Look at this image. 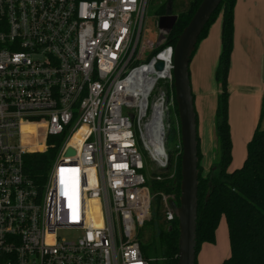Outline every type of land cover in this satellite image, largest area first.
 Returning a JSON list of instances; mask_svg holds the SVG:
<instances>
[{"label": "built area", "instance_id": "2783aa9c", "mask_svg": "<svg viewBox=\"0 0 264 264\" xmlns=\"http://www.w3.org/2000/svg\"><path fill=\"white\" fill-rule=\"evenodd\" d=\"M147 3L0 0V264L156 263L138 233L182 147L174 45L143 39ZM48 137L61 141L38 184L24 158Z\"/></svg>", "mask_w": 264, "mask_h": 264}, {"label": "trees", "instance_id": "16d2710c", "mask_svg": "<svg viewBox=\"0 0 264 264\" xmlns=\"http://www.w3.org/2000/svg\"><path fill=\"white\" fill-rule=\"evenodd\" d=\"M168 1L165 0L160 5L157 11L159 17L166 14ZM201 1L189 0L185 9L176 14L173 12L172 15L176 16V22L166 37V44L175 45L177 37L187 26ZM235 1L223 0L221 2L197 41L198 44L205 38L207 27L216 13L222 9L221 51L214 75L215 81L220 84L214 121L217 151L216 158L205 175L202 174L203 168L200 165L201 148L197 131L196 254L201 243L214 241L218 221L221 216H224L228 229L230 255L220 264H264V131L258 128L254 130L247 144L246 157L242 166L232 172L227 171L231 163V144L226 79L233 48ZM171 2L172 12L174 0ZM60 141L59 137H48L47 144L51 147L47 153L25 156V173L38 184L47 176ZM180 160L181 155L175 161L176 170L170 180L151 182L153 192L174 195L176 203L180 196ZM173 163L174 161L171 162L172 165ZM146 225L152 229L149 243L157 259L155 264H177V220L166 224L164 219L156 216ZM143 253L145 255V252Z\"/></svg>", "mask_w": 264, "mask_h": 264}, {"label": "rangeland", "instance_id": "374dc122", "mask_svg": "<svg viewBox=\"0 0 264 264\" xmlns=\"http://www.w3.org/2000/svg\"><path fill=\"white\" fill-rule=\"evenodd\" d=\"M189 0H174L173 12L182 11L188 5ZM165 2V0H148L146 13L143 21V39L150 41L154 44L157 43L159 37L158 29V19L157 11L160 5ZM223 11L220 9L213 21L207 27L206 36H212L217 29L219 47H221V22H222ZM247 15H251L253 19L259 17L262 19L261 24L254 28L255 35L258 37L257 31L262 32L264 39V0H236L234 6V22L237 26L243 21ZM205 36V37H206ZM204 39V38H203ZM202 39V40H203ZM260 39V37H258ZM202 40L197 44V48L202 43ZM196 48V50H197ZM205 50L204 48H202ZM198 50L194 53L191 58L189 70L191 72H198L197 69V59H199L200 52L204 50ZM221 48L219 49L220 54ZM196 52V51H195ZM232 54V53H231ZM204 55H207L204 53ZM209 56V53L207 57ZM218 57L217 62H218ZM193 61H196L193 65ZM201 62V59H199ZM231 61V57H230ZM214 64L211 70V81L212 88L215 93H210L207 95H195L192 93L194 100V108L197 117V131L202 138V145L207 144L205 149L201 148V160L200 165L202 166V174L205 175L209 171V164L205 167L203 166L204 155H206L207 161L213 162L216 158L217 151V140L215 134H213V124L215 126V110L217 106V96L220 93V84L215 81V70L217 67ZM200 81L204 79L202 88H206L208 85L207 76L202 73L201 69ZM194 79H196L194 77ZM205 85V86H204ZM196 90L195 84L192 86ZM226 87L228 93V125L230 133V144H231V163L228 167V172H232L240 168L246 157L247 144L253 135L256 128L260 131H264V69L259 65L253 67L251 64L248 65H233L229 67L228 76L226 79ZM255 87L262 89V92L258 98L257 94L253 93ZM211 88V87H210ZM209 90H212L210 89ZM206 90V89H205ZM194 92V91H193ZM214 137V140H213ZM214 141V142H213ZM168 148L174 151L177 145V139L173 135L168 137ZM208 148V150H207ZM207 150V153L206 151ZM206 154H203V153ZM175 162V161H174ZM207 164V163H206ZM175 163L173 164V173L175 169ZM170 180V179H166ZM154 202L152 205V210L150 214V219H154L156 216H160L162 219L163 212L161 209V194L160 192H153ZM171 197L174 195L164 194ZM148 221V222H149ZM147 222V223H148ZM146 223V224H147ZM144 225L138 233L139 241L145 252V256L148 258H156L150 246V237L152 235V229L148 225ZM60 239L71 240L75 237L74 234L66 231H60L58 233ZM230 255L229 240H228V229L224 216H221L214 234V241L212 243L203 242L200 244L199 249L196 254V264H220L223 260L228 258Z\"/></svg>", "mask_w": 264, "mask_h": 264}, {"label": "water", "instance_id": "95a60500", "mask_svg": "<svg viewBox=\"0 0 264 264\" xmlns=\"http://www.w3.org/2000/svg\"><path fill=\"white\" fill-rule=\"evenodd\" d=\"M223 0H202L187 26L177 37L173 51V78L175 101L180 124L182 154L180 160V196L178 203L169 200L178 227L177 264H195L196 261V220L198 190V140L197 119L190 84L189 65L198 38ZM171 0L167 12L158 19L159 37L157 43L164 42L176 22L171 12ZM161 69V65H157ZM215 134V127H214ZM216 138V135H215ZM67 154L72 155V151ZM168 165L163 169L168 171Z\"/></svg>", "mask_w": 264, "mask_h": 264}, {"label": "crops", "instance_id": "0c3cea01", "mask_svg": "<svg viewBox=\"0 0 264 264\" xmlns=\"http://www.w3.org/2000/svg\"><path fill=\"white\" fill-rule=\"evenodd\" d=\"M263 19V18H262ZM259 17H256L253 19L251 15H247L246 18L243 19L242 22L237 26V24L234 22V37H233V48H232V54H231V61H230V66L233 67V65H238V64H243V65H248L251 64L253 67H256V65L260 64V67L264 69V39H263V34L260 31H257L258 37L255 35L254 28H257V25L261 24V20ZM222 24V22H221ZM205 46V50L202 49ZM219 42H218V34H217V29L215 30L214 34L212 36H206L203 40L202 43L198 46L197 50L195 49L197 53L198 50L202 49L204 51L200 52L199 59H201V62L199 59L196 61L192 60V65L196 62L197 63V69L198 72L194 71L190 73V84H191V89L192 93H195V95H208L209 91L210 93H215L212 88V81H211V70L214 67V64L216 65L217 62V56L219 55ZM206 53L207 55H204ZM194 55V54H193ZM193 57V56H192ZM201 69L202 73H205L207 76V82L208 85L205 86L206 90L201 87L203 86L204 79L200 81L198 78H200V72L199 70ZM194 77L196 79H194ZM195 84L197 87L196 90L192 86ZM211 87V88H210ZM212 89V90H209ZM194 91V92H193ZM262 92V89L259 87H255L253 90L254 94L258 95V98ZM264 93V92H263ZM264 94H262L263 96ZM213 134H214V124H213ZM199 139H200V147H207V144L205 145V140L204 144L202 145L201 141L202 138L198 134ZM214 140V137H213ZM214 142V141H213ZM208 150V148H207ZM207 150L206 153H207ZM205 152L203 154H206ZM204 162L203 166L205 167L206 165L212 163L210 160L207 161L206 155H204ZM207 163V164H206Z\"/></svg>", "mask_w": 264, "mask_h": 264}]
</instances>
